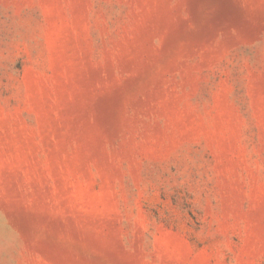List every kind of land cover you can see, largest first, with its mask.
<instances>
[{
    "label": "rangeland",
    "instance_id": "1",
    "mask_svg": "<svg viewBox=\"0 0 264 264\" xmlns=\"http://www.w3.org/2000/svg\"><path fill=\"white\" fill-rule=\"evenodd\" d=\"M0 264H264V0H0Z\"/></svg>",
    "mask_w": 264,
    "mask_h": 264
}]
</instances>
